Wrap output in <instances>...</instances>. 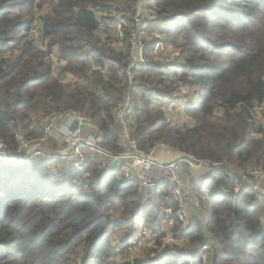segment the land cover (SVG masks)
<instances>
[{
  "label": "trees",
  "instance_id": "trees-1",
  "mask_svg": "<svg viewBox=\"0 0 264 264\" xmlns=\"http://www.w3.org/2000/svg\"><path fill=\"white\" fill-rule=\"evenodd\" d=\"M136 3L0 0V142L14 151L18 134L38 139L45 117L73 110L99 126L104 150L120 155L124 147L113 109L129 92L126 121L139 151L163 143L178 154L227 162L240 172L210 167L209 179H189L201 209L184 230L167 186L147 192L121 170L105 168L96 155H87L83 171L58 169V160H29L18 167L0 161V264H264V195L245 186L242 176L264 169V129L251 118L252 109L264 103V0H150L156 20L140 26L134 21ZM117 15L126 20L122 37L118 30L109 36ZM38 21L46 50L30 37ZM152 22L158 29L166 24L163 41L143 39ZM133 33L146 50V62L132 69L131 81L124 71ZM126 42L127 53L121 48ZM161 44L172 45L179 58H151ZM52 51L61 73L75 83L56 75V65L46 60ZM183 88L195 93L185 106L194 124L172 125L155 96L186 101ZM237 185L244 187L235 193ZM140 218L155 234L160 222H172L174 238L194 248L179 249V256L166 250L163 258L120 262V256H131L128 244ZM119 229L126 231L113 241L110 236ZM164 236L159 233L156 243ZM204 246L210 248L206 262L184 257Z\"/></svg>",
  "mask_w": 264,
  "mask_h": 264
},
{
  "label": "built area",
  "instance_id": "built-area-1",
  "mask_svg": "<svg viewBox=\"0 0 264 264\" xmlns=\"http://www.w3.org/2000/svg\"><path fill=\"white\" fill-rule=\"evenodd\" d=\"M149 1L150 0H137L134 16L136 26H140L143 20H156L155 13L148 8ZM125 22V16L117 15L113 18L109 28H114L120 31V37H122ZM165 25L166 24H163L162 26ZM105 28V23L100 22L99 29L104 30ZM40 31L41 30L38 29L37 26H34L30 31V37L34 40L40 39L42 36ZM131 44V57L129 65L124 71V75H127L132 81V69L140 63H145L146 60L144 59L143 46L139 41L137 33H133ZM46 60L51 61L56 65V72L61 70V65L58 64L57 56L54 51L46 55ZM56 75L65 78L64 74L59 75L58 73ZM76 81L77 80L72 75H68L64 80L65 83L72 84ZM131 101L132 98L128 92L113 109L114 119L116 123L123 127L124 131L123 140L121 141V145L124 147V152L120 155H113L103 149L104 137L102 130L94 124L91 118L77 111L67 110L45 117L41 124L43 127L42 136L38 139L29 141L23 135L18 134L16 136L17 148L14 151L4 143L0 142V161L10 166L18 167L29 160H34L38 163L42 161L61 160L65 163L63 164L64 167L75 171H83L87 167L88 154L96 155L102 160H105L104 167L108 169H111V164L116 158L121 157L123 160H127V162H124L120 167L126 180L137 181L140 187L147 192H157L164 186H167L171 191V194L175 196L178 205H181L182 203L184 204L187 196L193 202L196 210L201 209V202L194 195H191V191L189 194H186L188 189H185L184 172L181 170L182 166L188 165L194 169L224 167L231 172H240L235 166L230 165L227 162L210 164L205 161H192L191 159L193 157H188L186 155L179 156L181 160L178 162H172L175 158L170 161L161 159L157 157L159 149H170L163 143L157 144L147 152L139 151L137 143L132 141L129 136L130 134L128 132L126 121V115L131 106ZM171 103L172 102L168 100L165 104H169V107H173ZM262 115H264V103L252 109V122H259L258 118ZM261 122L264 125V120ZM259 128L264 129L262 126ZM99 135H102V138H100ZM54 140H56V142L64 141V143H62L61 146L56 147L54 145ZM99 142H102V145H100ZM246 175L247 176L242 175L247 182L245 186L250 187L252 190L259 191L264 195V169H249L246 172ZM243 187L237 185L234 192H239ZM173 212L172 209L165 210L167 215H173ZM177 216L181 222H184L185 217L183 214L178 212ZM139 223L140 221L138 222V225ZM169 223L171 226L168 228V231L171 232L173 224L172 222ZM146 230L147 228L143 225L142 230L140 231V236L138 238L135 237L131 242L129 241L128 250L130 252H132L138 244H141L143 238L147 237ZM151 234L153 239H148L147 244L150 242L156 243L155 239L159 236V233L157 232L156 234L153 232ZM115 236L116 232L110 237L114 238ZM177 240H180L181 242L185 241V239ZM120 246L121 244L119 242L115 244V251L118 254L122 252ZM209 249L208 246H204L195 254H185L184 257L189 261L201 259L203 262H206ZM169 253L177 256L181 255L179 250L170 251Z\"/></svg>",
  "mask_w": 264,
  "mask_h": 264
},
{
  "label": "rangeland",
  "instance_id": "rangeland-1",
  "mask_svg": "<svg viewBox=\"0 0 264 264\" xmlns=\"http://www.w3.org/2000/svg\"><path fill=\"white\" fill-rule=\"evenodd\" d=\"M150 3V1H149ZM149 6V4H148ZM149 8V7H148ZM154 23L153 24V27L149 30H146L144 32V38L143 39H148V40H152V41H155V40H160V41H163V38H164V35L161 33V29H165V26H160V29H158V24L156 22H152ZM146 28V27H145ZM111 35V32L109 33V36ZM165 39V38H164ZM41 40V38L39 39ZM38 40V41H39ZM42 44V42H40ZM44 47H45V43L43 44ZM121 48L122 50L127 53V50L129 51V46L127 44V42L125 43H121ZM46 50V48L44 49ZM55 52V51H54ZM178 52H176L175 48L172 46V45H168V44H164V45H156V47L153 49V51L151 52V58H154L155 61H159V62H169V61H173V60H177L179 57L178 56ZM143 53H144V57L146 58V50H143ZM56 54V52H55ZM61 66H63L61 64ZM61 75V70L56 72V74ZM184 96H185V99L186 101H180V100H177V101H173V103H171V105L173 107H169V104H165L167 103V101L169 99H162L160 97H157L155 96L156 98V106L157 107H162L160 110H162L166 116L168 117V121L170 123H172V125H175V124H188V125H193L194 124V121L186 115L185 113V106L188 104V101H189V98L190 96L191 97H194L195 96V93H192V89L190 88H187V89H184ZM125 94H127V92L124 93L123 95V98L125 96ZM132 96V95H131ZM170 101V100H169ZM171 102V101H170ZM259 122H254L255 124V127L257 129H259V127H263L264 128V125L261 121L264 120V115L262 116H259L258 118ZM99 127V126H98ZM117 133L119 134V137L123 139V134H124V131H123V128L121 125H118L117 126V129H116ZM101 138H102V135H101ZM56 141H54L55 143ZM56 144V143H55ZM100 145H102V142H99ZM167 146V145H166ZM170 148V147H169ZM172 151V152H171ZM162 152H166L165 154H163ZM170 152V153H169ZM173 152L174 153H177L176 151L173 150V148H170V149H166V150H160L157 152V157L161 158V159H164V160H172L173 158H177L179 156H182V155H186L188 157H191V155H188V154H185V153H180V154H176V156L173 155ZM162 155H166V158ZM61 164H56V168H61L63 167L65 164L63 161L61 160H58ZM6 164V163H5ZM8 165V164H7ZM190 170L189 171H185L184 169V166L181 167V170L182 172H184V185L186 186H190L189 185V179L190 178H194L196 177L198 180H203L205 178V174L207 173L206 172V169L208 168H203V169H194V168H191L189 166ZM190 188V187H189ZM193 216V215H192ZM139 222V221H138ZM137 222V224H138ZM146 223V220L143 219V218H140V223H139V229H138V232H136L134 234V236L136 238H138L140 236V231L142 230V227L143 225ZM186 224H189L188 220L186 222ZM170 223L169 222H166V221H162L159 223V225L157 227H153L157 233H160V232H165L166 236L162 237L160 239V242L158 243H152L150 242L149 244H147V240L148 239H153L152 237V230L153 229H147L146 232H147V237L146 238H143L141 240V244H138L136 248H134L132 250L131 253V256L128 257L127 256V253L125 255H122L119 257V261L120 262H127L128 260H130V258L132 260H136L137 262L139 261H142L143 259H147L149 257H156V256H162L161 258H163V252H165L166 250H169L171 249L170 251H177L179 249H191V248H194V246L189 242V241H185V242H181L180 240H177L174 238V236L172 235L171 232H169L168 228L170 227ZM141 229V230H140ZM187 229L184 228V230ZM116 232V238H120L122 235H124V233H121L119 232L118 230L115 231ZM115 238V240H116ZM113 241H114V238H113ZM156 250V251H155ZM153 251H155V253L153 254ZM159 252V253H158Z\"/></svg>",
  "mask_w": 264,
  "mask_h": 264
},
{
  "label": "crops",
  "instance_id": "crops-1",
  "mask_svg": "<svg viewBox=\"0 0 264 264\" xmlns=\"http://www.w3.org/2000/svg\"><path fill=\"white\" fill-rule=\"evenodd\" d=\"M35 26H39V21L38 22H36V24H35ZM116 29H114V28H112L111 29V35L110 36H116L117 35V32L115 31ZM40 42H42V44L40 43ZM44 42L42 41V40H39V41H37L36 42V45H37V47H38V49H40V50H44L45 49V47H44ZM69 75V74H68ZM68 75H65V78H67L68 77ZM90 133V132H89ZM124 135V134H123ZM99 137L101 138V135H99ZM123 139L121 138V141H122ZM54 141H56V140H54ZM53 142V141H52ZM56 143V144H55ZM54 143V145L56 146V147H59V146H61V144L62 143H64V141L63 142H55ZM54 146V147H55ZM172 152V151H171ZM163 154H165L166 152H162ZM170 153V152H169ZM176 154L177 153H174L173 152V155L174 156H176ZM162 156H164V155H162ZM165 158H166V155L164 156ZM206 174L204 175L205 176V178L203 179V180H207V179H209L210 178V176H211V172H210V170H209V168L208 169H206ZM185 189L187 190V193L186 194H189L190 193V191H191V188H189V186H186L185 185ZM179 208H180V213L181 214H183L184 215V217H185V220H184V222H183V225H184V228H186V227H188L189 226V224H190V221L192 220V215H193V212H194V210H196L195 208H194V206H193V203L191 202V199L189 198V197H187L186 196V199H185V202H184V204L182 203L181 205H179ZM187 220H188V222H189V224H186V222H187ZM119 232H121V233H124L126 230H123V229H119L118 230Z\"/></svg>",
  "mask_w": 264,
  "mask_h": 264
},
{
  "label": "water",
  "instance_id": "water-1",
  "mask_svg": "<svg viewBox=\"0 0 264 264\" xmlns=\"http://www.w3.org/2000/svg\"><path fill=\"white\" fill-rule=\"evenodd\" d=\"M180 160H181V158L177 157L174 160H172V162H178ZM191 160L192 161H197L196 159H193V158ZM124 162H127V160H123L121 157L116 158L111 164V169L112 170H120V167H121L122 164H124ZM228 172H230V171H228Z\"/></svg>",
  "mask_w": 264,
  "mask_h": 264
}]
</instances>
